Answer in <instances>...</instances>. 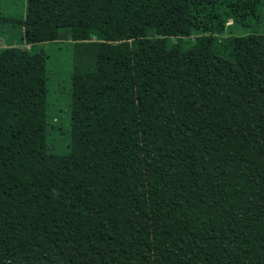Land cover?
I'll list each match as a JSON object with an SVG mask.
<instances>
[{"label": "trees", "instance_id": "trees-1", "mask_svg": "<svg viewBox=\"0 0 264 264\" xmlns=\"http://www.w3.org/2000/svg\"><path fill=\"white\" fill-rule=\"evenodd\" d=\"M263 18L264 0H26L23 46L0 48V264H264ZM60 41L51 75L35 47Z\"/></svg>", "mask_w": 264, "mask_h": 264}, {"label": "rangeland", "instance_id": "rangeland-1", "mask_svg": "<svg viewBox=\"0 0 264 264\" xmlns=\"http://www.w3.org/2000/svg\"><path fill=\"white\" fill-rule=\"evenodd\" d=\"M26 15V0H0V48H3L7 42L15 46H23L21 41L22 28L19 25L20 19ZM12 19V20H6ZM16 20V21H14ZM230 23V22H229ZM256 29L262 31L264 29V18ZM243 33L254 32L251 28H241ZM197 36H192V40H196ZM68 43L66 41L60 42H43L37 44L36 50H44L49 55L48 72L56 73L59 69L64 68V72L69 71V52L67 50ZM30 49V46L26 47ZM56 78V77H55ZM56 80V79H55ZM61 83V79L56 80ZM61 86L49 85L50 98H49V114L50 122L53 126V134L48 138V142L63 151L64 141L70 128V109H69V96L65 92L67 89ZM55 126V128H54Z\"/></svg>", "mask_w": 264, "mask_h": 264}]
</instances>
